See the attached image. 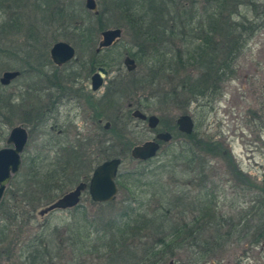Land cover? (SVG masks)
Instances as JSON below:
<instances>
[{"label":"trees","instance_id":"1","mask_svg":"<svg viewBox=\"0 0 264 264\" xmlns=\"http://www.w3.org/2000/svg\"><path fill=\"white\" fill-rule=\"evenodd\" d=\"M69 1L70 4L68 0H47L55 8L46 14L47 20L62 22L61 28L69 31L82 49L86 43H94L98 33L111 24L110 19H106L108 12L117 11L123 23L115 24L126 27L133 44L126 49V54L144 65L141 75L137 76L133 71L109 80L107 98L100 102L108 106L115 96L121 98L128 92L130 96H137L138 91L145 95L147 90H159L165 83L171 85L169 90L150 92L147 96L181 108L200 99L207 100V104L214 102L223 92V83L235 75L236 62L262 23L246 16L240 18V6L255 4L257 0H112V9L98 2L99 14L85 8L79 0ZM75 1L77 4L72 6ZM6 32L7 28L2 27L0 36H6ZM113 48L115 46L107 49ZM94 56L98 55H92V70L100 65L109 66L99 63ZM39 63L30 52L23 67H38ZM37 72L41 78H49ZM8 100L13 102L12 97L0 92V112L7 108ZM137 103L139 106L145 103L142 96L137 98ZM42 108H35L34 114H40ZM26 113V116L33 114ZM41 122L37 127L43 129L45 124ZM74 138L69 139L67 135L61 140L51 139L43 146L49 149L41 148L27 157L23 155L21 171L7 188L1 209L6 206L10 209L12 197L19 203L26 201L27 205L30 202L32 206L49 205L75 184L88 183L94 161L87 158L90 155L86 146L94 139ZM200 141L197 149L192 147L190 154L188 149H183L178 158L184 161L182 165L191 163L188 167L194 174L192 183L198 178V188L209 191L210 180L206 176L209 160L202 153L213 152L216 146L211 140L203 141L202 145ZM55 147L57 150L53 149ZM186 154L191 156L190 160L186 159ZM100 155L102 160L112 158L106 151L97 158ZM122 156L119 153L114 157ZM142 163L145 161H139ZM86 170L88 173L84 172ZM120 177V188L130 195L125 203L118 208L114 201L98 203L113 206L99 220H90L85 212L82 213L80 218L68 224L67 236L58 245L49 240L48 234L45 235L46 242L24 245L20 251L22 257L26 256L27 264H62L61 258L66 264H91L86 259L87 254L94 252H97V260L92 264H165L172 258L181 261L185 256H189L191 264L213 257L216 250L225 247L233 238L240 241L247 238L250 219L247 221L243 216L234 221L219 214L215 208V193L203 213L194 215L191 205L185 203L186 193L178 188L167 190L165 185L159 186V181L153 179L155 176L146 167L120 174ZM248 181L251 182L249 177ZM210 190L214 191V188ZM263 192L264 189L257 197L264 199ZM21 194L24 200L20 201L18 196ZM153 198L158 199V205L152 203ZM79 207L80 204L74 209ZM258 221L257 228L264 229V210ZM12 233V222L0 220V247L8 244L7 250L0 251L9 253L7 251L16 249L15 244L20 238H15Z\"/></svg>","mask_w":264,"mask_h":264},{"label":"rangeland","instance_id":"2","mask_svg":"<svg viewBox=\"0 0 264 264\" xmlns=\"http://www.w3.org/2000/svg\"><path fill=\"white\" fill-rule=\"evenodd\" d=\"M79 1L85 6V0ZM97 1L102 2L107 9H110V6L112 9V0ZM68 2L70 4L69 0ZM73 4H77V1L72 3V6ZM200 6H203V3ZM26 8L29 9L30 14L28 35L13 33L11 36H0V62H3L0 64V77L7 70H20L21 72L11 85L3 86L0 83V92L13 98V102H9V99L8 103L6 102L7 108L0 112V149L9 146L7 138L11 130L18 125H24L30 136L24 157L35 154L41 148L44 151L49 149L43 146L51 139L61 140L67 135L69 139L75 137L74 140L76 137L85 141L88 140L87 137L93 138L92 143L86 146V151L90 155L87 158L94 161L91 174L94 168L104 161L102 155L97 158L98 154L106 151L114 157L120 153L123 154V160L119 167L117 182L121 179L120 174L122 176L124 173L142 167L145 170L146 167L148 172L155 176L153 179L159 181V186L165 185L167 190L178 188L186 193L184 194L185 203L191 205L194 215L203 213L209 201L213 199L214 193L216 195L215 208H218L219 214L223 213L235 221L250 212L251 208L257 204L254 201L258 199L257 195H261L260 192L264 189V0H257L255 4H246L239 8L240 18L246 16L262 23L261 28L236 62L235 75L223 83L222 94L212 103L207 104V100L200 99L183 108L172 103L162 104L157 97L147 96L150 92L169 90L171 85L166 83L162 84L159 90L157 88L147 90L145 95H141L138 91L137 96L135 94L130 96L128 92L127 95L116 98V96L113 97V93L111 96L114 100L110 106L97 102L105 88L96 92L94 96H88L90 91L87 84L98 67L91 69L92 55H98L94 57L99 63L104 62L109 65L106 66L110 71L107 80L119 74L126 75L128 72L124 64L126 49L133 46L126 27H122L123 35L115 48L103 49L97 53L96 49L99 46L102 31L98 33L94 43H86L81 49L73 41L69 31L61 28L63 27L62 22L52 24L47 20L46 14L55 9L47 0H28ZM38 9H44V13ZM106 19L111 21L108 28L121 27L115 22L123 23L117 11H109ZM6 37L17 39L19 42L10 44ZM25 37L28 38L27 46L22 45L21 42ZM42 37L44 41L39 42ZM59 40L67 41L77 49L76 58L63 67H57L50 57L52 45ZM30 52L38 58L40 62L38 67L37 65L23 67L27 58L29 59ZM41 63L44 65L43 74L49 78H41L37 75V70L42 71ZM137 64L135 75L138 76L141 75L144 65L138 62ZM55 73L61 79H67L65 87L68 91L61 92L55 86L52 87L53 81L58 82L54 78ZM139 96H142L145 101L141 106L136 102ZM130 102L132 109L128 107ZM37 107H44V112L42 108L40 114H34ZM135 108L159 115L161 124L157 131L168 130L173 134L172 140L162 142L158 154L150 161H145L144 164H139L138 160L131 157V149L137 144L155 138L156 131L150 128L145 121L132 116L131 111ZM118 109L128 115L124 124L115 123L114 118H116ZM26 111L33 112V114L26 116ZM185 113H190L195 120L194 136L191 137L181 132L176 123L177 118ZM98 117L104 119L103 124L110 121L111 129L105 130L103 124L98 123ZM39 122L45 124L43 129L37 127ZM59 131L62 132L59 133ZM199 140H201V145L203 141L211 140L216 146L213 152L202 153L204 158L209 160L206 176L210 180V189L214 188V191L210 189L201 191L198 188L200 182L198 178L192 183L194 174L188 167L191 163L182 165L184 161L178 158L183 149H188L189 154L192 147L197 149ZM53 149L57 150L56 147ZM186 155V159L190 160L191 156ZM88 171L84 172L88 173ZM248 177L252 183L248 181ZM13 180L14 177L11 182ZM75 186L76 184L69 190ZM129 197L127 190L120 188L119 185V193L114 206L118 208ZM18 198L20 201L24 200L22 194ZM259 199L264 203L263 197ZM17 200L13 197L9 200L10 209L7 206L1 209L0 206V220L3 219L5 223L12 222V235L20 238L19 243L15 244V250L7 251L9 253L0 251V264H27L26 256L22 257L21 254L24 245L29 242L36 245L46 242L48 238L45 235L47 234L49 240L58 245L67 236L68 224L80 218L82 213L85 212L90 220H99L101 215L113 208L110 205L102 206L94 202L88 190L82 194L78 209H54L45 214L41 211L52 203L32 206V202L27 205L26 201L19 203ZM152 203L158 205V199L153 198ZM43 245L42 243L41 246ZM5 249H8V244L0 247V250ZM96 256L97 252L87 254L86 259L92 264L96 262ZM189 260V256H185L181 261H184V264H190ZM171 261H173L172 264H182L177 258H172ZM59 262L67 263L64 258L59 259ZM165 264L170 263L168 261ZM191 264H264V237H259L255 241L250 234L248 243L247 238L241 241L233 238L225 247L216 250L213 257L210 256Z\"/></svg>","mask_w":264,"mask_h":264},{"label":"water","instance_id":"3","mask_svg":"<svg viewBox=\"0 0 264 264\" xmlns=\"http://www.w3.org/2000/svg\"><path fill=\"white\" fill-rule=\"evenodd\" d=\"M85 6L88 10L99 14V4L97 0H85ZM123 35L121 27L107 28L101 32L99 46L96 49L100 53L103 49L117 45ZM50 54L53 62L62 66L72 61L77 54L76 47L67 41L60 40L55 42ZM124 64L129 72L135 71L137 68L136 59L126 56ZM19 70H7L0 77V83L3 86L10 85L13 80L20 76ZM109 75V70L105 66H99L97 71L92 75L89 87L92 91H98L105 84V77ZM133 117L146 120L148 126L156 129L160 124V117L157 114H147L141 109H135L132 113ZM178 128L185 134L194 132L195 121L191 114H182L176 121ZM106 128L110 127V122H106ZM173 134L170 131H162L157 134L154 139L147 140L142 144L135 145L131 150V155L136 160L147 161L154 158L161 149L162 142H170ZM29 141V132L24 125L15 126L7 143L9 146L0 149V203L4 198L7 187L9 186L14 175L19 173L22 168V154ZM122 164L121 157H113L104 160L98 164L90 178L89 183L80 182L72 190L66 192L56 199L50 206L41 211L42 214L54 209L75 208L80 204L83 192L88 189L90 196L94 202L105 203L115 201L119 193V185L117 176L119 167ZM173 261L170 262L172 264Z\"/></svg>","mask_w":264,"mask_h":264},{"label":"flooded vegetation","instance_id":"4","mask_svg":"<svg viewBox=\"0 0 264 264\" xmlns=\"http://www.w3.org/2000/svg\"><path fill=\"white\" fill-rule=\"evenodd\" d=\"M27 3H28V0H0V29L2 27H6L7 28L6 36H11V35H13V33H15V35H26V36L28 35L27 31L29 30L30 14H29V9L26 8ZM38 10H40V11H42V13H44V9H38ZM31 17H32V15H31ZM51 21H52V24L56 23V21L53 20V19L50 20L49 22H51ZM6 38H7V41H9L10 44H15V43L19 42V40H17V39L14 40L13 38H10V39L8 37H6ZM0 40H1V38H0ZM40 41H44V38L43 37L40 38L39 42ZM21 42L23 43L22 45H26L27 46L29 44L27 37H25ZM9 46H11V45H9ZM50 57H51V54H50ZM51 61H53L52 58H51ZM71 62L72 61H70V62H68V63H66L64 65H67V64H69ZM64 65H62V66L56 65V66L57 67H63ZM40 66L42 67V71H40V72L44 73V69H43L44 65H43V63H41ZM100 66H102V65H100ZM54 78L58 82L55 83L53 81L52 87L55 86L61 92L68 91V89L65 87V82H67V79H61V77L59 75H57L56 73L54 74ZM109 80L105 79V84L102 87V88H105V91H104L103 95H101L98 98L97 102H102L104 99L107 98V94H108L107 86L109 84ZM89 82L87 84V88L90 91L88 96H90V95L94 96V94L96 92L102 90V88H101L98 91H92L90 89V87H89ZM136 102H137V100H136ZM128 107L131 108V109L133 108V106L131 105V102L128 104ZM131 109H130V111H131ZM135 109H138V108H135ZM135 109H133L131 111V114L133 113V111ZM130 111H129V113H130ZM148 114L150 115V114H155V113H148ZM98 115L100 116L101 114H98ZM127 118H128L127 113L125 114V113L122 112L121 109H118L117 113H116V118H114V120H115V123L121 122L123 124L124 120H126ZM97 119H98V123L99 124H103V120H104L103 118L98 117ZM142 121H145L147 123L146 120H142ZM106 122H110V121H106ZM106 122L103 124L104 129L105 130H110L111 126H112V123L110 122V127L106 128L105 127L106 126ZM160 124H161V117H160ZM159 126L157 128H159ZM157 128L153 129L154 131H156V135L158 133L162 132V131H167V130H158L157 131ZM61 132L62 131H59V133H61ZM254 201H256L257 204L254 205L251 208L250 212H248V214L246 213L247 215L244 216L247 221H248V217L250 219L249 223L247 224V228H246L247 243H248V230H249V235L252 234V237L255 238V241H257L259 237H262V238L264 237V229L261 230V229L257 228V225H258V222H259L258 221V216H259L260 212L262 210H264V203L259 198L254 200ZM247 249H248V244H247ZM247 260H248V251H247Z\"/></svg>","mask_w":264,"mask_h":264}]
</instances>
